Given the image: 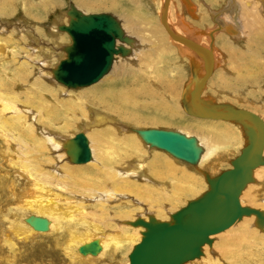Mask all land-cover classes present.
<instances>
[{"label":"bare ground","instance_id":"6f19581e","mask_svg":"<svg viewBox=\"0 0 264 264\" xmlns=\"http://www.w3.org/2000/svg\"><path fill=\"white\" fill-rule=\"evenodd\" d=\"M73 1V4L53 17L50 27H40L39 16L30 14L26 6L20 14L24 26L9 28L0 23V163L10 171L17 163L13 156L16 154V159L19 158L28 148L34 149L35 153L47 152L52 156L45 159L50 165L36 161V167L40 170L45 167L44 173L47 174L46 177H36V182H40L39 187L50 197L29 203L28 208L35 213L24 219L23 228L18 232L21 230L24 233L30 232L33 237H44L50 235L53 221L57 222L59 225L55 226L58 228V236L63 237L66 232L71 242L68 241L64 255L68 259L77 258L82 263L83 259L92 258L93 261L88 260L89 264L100 261V264H117L114 252L124 245L127 248L122 253L128 256L127 264L130 263L129 253L137 245L139 248L133 258L134 264H159L163 259L171 260L169 264H216L211 253L218 250L221 253L223 250L236 264H264V255L260 252L255 255L253 253L258 258L256 263L242 253L239 254L241 242L244 240L247 245L249 236L254 235L256 244L261 242L257 245L259 248L262 249L264 245V236L258 234L255 227L259 221L251 222L254 216L264 221V205L258 203L257 207L260 208L250 205L256 204L257 192L251 185L260 172L264 174V117L256 111L243 109L216 111L199 100V94L215 68L214 60L217 56L210 47L214 35L219 32L229 34L232 40L243 39V28L251 31L258 24L264 23L263 16L256 12L255 1L244 0L245 7L241 10L235 0H227L223 9L210 10L214 26L205 34L207 44L204 45L188 36L184 22L183 25L181 23L184 34L175 31L168 16L171 0H162L159 24L160 32L167 40L165 47L160 45L162 38L156 34L154 26L145 29L146 33L142 34L140 29H135L129 23V19L137 23L140 18L137 17V10L135 12L131 8L122 7V0ZM147 1L152 7L155 6L154 0ZM192 1L181 0L189 14L196 17L199 8ZM37 2L31 7V11L36 14L46 11L47 6L55 1ZM94 8L106 9L109 12L107 14L115 18L118 30L113 47L116 50L106 70L96 80L80 85L62 83L56 76L58 64L67 58V52L74 45L67 28L72 20H76V16L89 14ZM16 11L18 7L12 6L11 2H0V21L12 19L7 15H13ZM245 15L252 18L249 27L244 22ZM168 41L192 59L200 56L206 58L207 55L201 77L184 95L183 102L189 107L190 113L217 121L243 122L241 125L245 127L246 136L251 142L231 159L230 167L221 170L213 178L209 172L201 169V162L206 160L203 157H208L210 151L203 149L205 143L199 138L185 130L182 132L167 126L154 129L149 127L147 130L134 125H164L165 122L158 114L145 116L140 111L150 106L156 113L159 110L178 113L160 97L159 89L166 88L168 71L157 70L154 66L156 61L154 65L152 61L169 52ZM246 41V49L237 51L232 48L237 57H249L248 63H241L239 70L236 69L246 74L235 77L237 81L232 87L234 91L244 90L253 84L260 85V75L264 74V62L261 61L264 48H260L262 45L256 39L249 38ZM59 49L62 51L59 52ZM256 68L261 70L259 76L250 73ZM140 75L145 82L139 79ZM129 78H132V84ZM248 78L253 81L249 79L251 82H248ZM63 85L73 89L67 91ZM61 92H65L66 98L57 99ZM250 94L253 95V92ZM254 95L258 96L256 92ZM55 100L62 103L63 110L53 105ZM72 114L85 118L76 133L83 135L87 158L79 157L80 143L74 137L76 133L60 134L39 124L43 118L58 123ZM64 122L66 128L70 127V124ZM231 131L227 127L225 133L232 136ZM10 145L15 146L12 154L6 151ZM177 162H181L180 165ZM20 163L25 168V163ZM70 164L76 167H70ZM181 166L204 173L209 189H204L196 194L197 197L186 199L184 205L176 207L175 204L181 200L178 194L179 180L192 181L199 186L198 178L201 177ZM48 167L54 174L47 172ZM18 169L22 170L21 167ZM169 180L168 188L166 184ZM182 183V186L186 185ZM69 196L74 198L72 205L68 203L69 207L63 208L62 201ZM204 202L206 205L202 206ZM64 219L77 222L83 228L82 231L74 228L70 222L63 226ZM202 235L204 239L197 241L196 238ZM31 236L29 238L33 241ZM72 243L77 244V248ZM10 247L14 249L11 244ZM33 247L41 249L51 261L33 258L32 264H56L52 260L59 253L54 246L44 247L36 243ZM96 249L98 252L94 255ZM100 256V261H97Z\"/></svg>","mask_w":264,"mask_h":264},{"label":"rangeland","instance_id":"374dc122","mask_svg":"<svg viewBox=\"0 0 264 264\" xmlns=\"http://www.w3.org/2000/svg\"><path fill=\"white\" fill-rule=\"evenodd\" d=\"M2 1L4 2L9 1L11 2L12 6L18 7V11H16L15 14L12 13L13 15H7V16L12 17V19L0 21V23L4 27L10 26L9 28L13 26L14 28L22 27L25 25V22L21 21V18H20L22 9H24L25 6L26 8H28L30 14L39 16L40 27L45 28L47 26L50 27V24H52V22L54 21L53 17L59 14L60 10L66 9L67 7H69V4L74 3L73 0H54L55 1L54 3L49 4L47 6L48 8L46 9V11L43 10L42 12H39L36 14L35 12L31 11V7L33 3L35 4L38 3L37 2L38 0H27V1L20 0L23 3L20 2L19 0H0V2ZM154 1H155V6L153 5L152 7L150 2L147 0H122V2H124V4H122V7L131 8V11L133 10L135 12L137 10V17L140 18L139 21L137 23H132V21L129 19L128 20L129 23L132 24V26L135 29H140L142 31V34L146 33L145 31L147 30L145 29L151 28L152 26H154L153 28L156 30V34L162 38L160 45L163 44V46L165 47L167 46V40L165 39L164 35L160 32L161 27L159 24V19H160L159 13L161 10L162 0H154ZM235 1L241 10L243 7H245L244 0H243V3H242V0H235ZM253 1H255V3L257 4V5L255 4L256 12L262 15L263 20H264V0L263 1L253 0ZM192 3L199 8L198 10L199 13L197 12L198 17L197 16L194 17L190 15L187 8L184 7L185 5L181 2V0H171L170 8H169L170 11L168 14L169 22L174 27L175 31L180 34L185 32L183 31L184 30L183 26H181V23L184 22L185 27H187V30H188L186 32L188 33V36H190V38H195L199 44L202 43L206 45L207 40H206L205 34L208 33L207 31L209 30L210 27L214 26L213 24L214 21L212 18L213 15L210 14V10H216L220 8L223 9L222 7H224L227 4V0L226 1L225 0H193ZM222 3H224L223 6H220ZM8 12L11 13V11H8ZM94 12L109 13L106 9H100V8H94V10H92L90 13H94ZM120 15L124 17L122 13H120ZM250 19L252 20L251 17L245 15L244 22L245 24H247L246 26L248 27L250 26L249 24ZM263 27H264V23L258 24V26L254 27L253 30H251L252 33L251 31H249L248 28H246L248 32L243 28L241 32L244 38L238 39V40L230 39L229 34H226V33L218 34L219 33L218 32L217 34L214 35L210 43V47L212 50H214V52H216V56H217L215 57L216 61L214 60V66H213L215 68L212 70V73L209 75V78H207L205 87L202 89V91L199 94L200 102H203L204 105L210 106V108L216 111H224V110H230V109L232 110L233 109H243L249 112L256 111V113L263 115L264 117V113H263L264 112V92H263L264 91V74L260 75L261 76L260 85L256 86L253 84V86H250L244 90L234 91L232 89V87L235 85L237 81L238 76H240V74H243V73L246 74V72L243 71L242 73V71H238V70L240 68V65H242L241 63H245V62L248 63V58H249V57L247 58V57H239V56L237 57L236 51L235 52L232 51V48L236 49L237 51L243 48L246 49L247 46L245 47V42L247 43L246 40H249V38L258 40L260 44L262 45L260 46V48H264V29ZM168 46L170 47L168 50L169 51L168 53L159 55V57L158 56L155 57L152 61H153V65H154V62L156 61L154 66L157 70H160L163 72L165 70L168 71L167 77L169 79L166 80V85H165L166 88L161 87V89H159V92L161 95L160 97L162 98V100H164V103L170 104V106L176 109L178 113L170 114V112L168 111L163 112L160 110L159 112L156 113V111L153 110V107L150 106V108L148 109L146 108L140 111H142V113L145 116L158 114V117H160V119L165 122L164 125L155 126L150 123L148 125H142V126L138 124H134V125L138 126V128H141V129L143 127L144 129H147V130H149V127L151 129L161 128V127L165 128L166 126L170 128H177L178 130L182 132H184L185 130V132H188L189 134H192L196 136L197 138H199L201 142L203 141V144L205 143L203 145L204 147L203 149H205L206 151L208 149L210 151L209 153L210 157L208 156L209 158L207 157V155L206 157H203V159L204 160L206 159V160L201 162L202 163L200 165L201 169L204 172H207V173L209 172L208 174H210V177L213 178L214 176H218L221 170L230 167L231 159L233 160L235 158V156L238 154V151H240V149L243 146L246 145L243 148L245 149L251 142L248 140L249 138L246 136V132L244 130L245 127L242 126L244 124L243 122L242 123L240 121L228 122L224 120L217 121V120H212L210 117L201 118V117L194 116L190 113L189 107L183 102L184 97L187 94V90L191 86H193L192 84L197 82V80H199V77H201L202 75L201 72H202V69H204L203 65L206 61L207 55H206V58L204 56H200V57H195L194 59H192L188 57L187 55H185L183 52L181 53V51H179L176 48V46L173 45L172 42L168 41ZM250 47L252 49V45H250ZM60 51L62 50L59 49V52ZM263 58L261 60L262 62H264ZM238 63L239 65H237ZM167 64H168V67H167ZM257 69L258 68L253 69L254 71L250 73L254 72L255 74L253 75L257 74L256 76H259V74L261 73V70L258 69L259 70L258 72ZM129 79H130V83L132 84L131 82L132 78H129ZM139 79L140 80L143 79L141 75L139 76ZM249 79L250 78H248V82L251 80ZM141 81L145 82V80H141ZM63 88H65V90L67 91H71V89H73V88H66L65 86ZM251 91L253 92V95L250 94ZM254 92H256L258 96H255ZM66 96L67 95L65 94V92L64 93L61 92V94L60 93L58 94L57 99L59 98L63 99V98H66ZM58 103L59 102L55 100L53 102V105H56V106L58 105L57 108L59 107V110H63L64 106H62V103H59V104ZM47 104H48L47 106L49 107L50 102L48 101ZM35 109L39 110L38 108H35ZM83 117L84 116L82 115L80 116L79 114H75V115L72 114L68 116L67 118L65 117L64 119H62V121L58 123H54L52 121L49 122V120H47L48 118L47 119L43 118L41 119L39 124L40 125L42 124L43 126H46V128H48L49 130L58 132L60 134L72 135L73 133H76L80 130L82 119H85ZM63 122L66 124H70V127L66 128ZM231 124H233V126ZM227 127H230L233 130L231 131L232 133H230L232 136H229L226 134ZM224 136H226L227 138ZM223 141L228 144L223 143ZM14 147L15 146L10 145L9 149H6V151H8L9 154H12L15 152V150L13 149ZM210 149L212 150L214 149L213 150L214 152H212V150ZM15 155L13 157H15V160L17 161V163L14 166L15 168L12 167L10 171H8L6 167L0 163V264H32L31 261L33 258H37V259L40 258L46 262L51 261L50 259H47V256H45V253L41 249L37 247H33V245L36 243L44 247L54 246V248L57 249L59 256L55 258L54 260H52L56 264H84V263L89 264V261H93L92 258L86 259L85 261L83 259V263H82L77 258L72 257L71 259L70 258L68 259V257L64 255V250L67 247V244H69L68 235L65 232V234H63V237L58 236L59 235L57 233L58 228L56 229V226H55V225H59L57 222L53 221V226L51 228L52 231L49 233L50 235L47 234V236H44V237H39V238L33 237L31 236L30 232L24 233L21 230L18 232L19 229L23 228L22 224L24 222V219L28 217L30 214L35 213L32 209L28 208L29 203L34 202L38 199H46L50 197L44 193L45 190L39 187L40 182L39 183L36 182L37 181L36 177H46L47 175L44 173L45 167H43L44 170L43 169L40 170L39 168L36 167L38 166L36 165V161L40 163L44 162V164L50 165L48 164V161L46 162L45 159L52 158V156H50L47 152L35 153L34 149L32 148H28L25 154L19 155L20 157L17 159L16 157L18 155L16 156ZM20 161H23L25 163V168L21 166ZM212 162H214V164ZM180 163L181 162H177V165H180ZM182 164L184 165V163ZM69 166L74 167V168L76 167L71 164ZM210 166H212L213 168ZM19 167H21L22 170L18 169ZM184 167L185 166H181L180 168L186 171L189 169L188 171L190 173H193L197 175L198 177L199 175H201L202 178L197 177L199 179V186H197V184H194V182L192 181L188 182V180H184V179L179 180V186H180L179 191L180 192H178V194L181 197V200L180 202L175 204L176 207H180V205L181 206L184 205L186 202V199H190V198L192 199L194 196H196V194L202 191H205L204 189H207V190L209 189L208 184H206L207 181L204 180L205 179L204 173H201V171L199 172L192 171L191 168H188L187 166L186 168ZM46 170H48L47 172L50 175L52 173L54 174V172L51 169H49V167ZM23 172H26V173L24 174ZM263 172H264V169H263ZM263 175L264 174L260 172V174H258L257 178L254 180L255 183L253 182V184L251 185L253 186L254 191H257L255 194L256 204L254 206L253 204H250L253 208H260V207H257L258 203L260 205L262 204L264 205V179H263L264 177L262 178V180L260 179V177H262ZM27 176L31 178L27 179ZM167 182L169 184L167 183L166 186L169 188L170 180ZM182 182H184V184L186 185L182 186L183 185ZM65 185L66 186L69 185V187H71L69 183H65ZM185 186H187L188 188L187 187L185 188ZM184 189L186 190L191 189V190H189L190 192H187L185 190L186 191L185 192ZM181 194H183L184 196ZM176 195L177 194H174V196ZM73 200H74L73 196L67 197V200L64 197L62 201L63 205L61 203L62 207L64 208L65 206L68 208L69 206L72 205L71 201ZM250 203H252V201H250ZM64 220H65V223L62 222L63 226H65L66 224L70 222V224L74 225V228H77L78 230L82 231L83 228H81L80 224H78L77 222H74V221L72 222L68 219L67 220L64 219ZM256 220L259 221V223H257V226H255L256 230L259 231V232L257 231V233L264 236V221L262 220L260 221L256 216H254L251 222L256 221ZM74 228H71V229H74ZM24 234L26 235V239L24 238L25 237ZM30 236L34 239L33 241H31V239L29 238ZM254 238H255L254 235L249 236V238L247 239L248 242H246L247 245L244 243L245 242L244 240L241 242L242 245L240 246L239 254L242 253L241 255L249 257L250 259H252V262L256 263V261H258V258H257V255L253 256V253L255 255V253L260 252V254L264 255V245L262 249L259 248L257 245L261 244V242L258 241L256 244ZM10 244L12 245V247H14L13 250L10 247ZM72 244H73L72 246H75V248H77L78 246L77 244L75 243H72ZM127 246H130V245H127ZM80 248L78 250L79 253H80ZM125 248L127 247H125L124 245V246H120L118 249L115 250L114 255L117 256V259H118V261H116L117 264H127L128 256L127 254L122 253V251H124ZM129 248H131V246ZM61 250L63 252L62 255H61ZM99 250H101V247ZM219 251L220 250H218V252L215 251V253H211L212 254L211 256L215 257L214 260L216 264H219L220 262H223L220 264H236L232 262V259L228 258L227 255H225L226 253L223 250H222V253ZM97 252H98V249H96V252H94V255ZM75 253H77V250H75ZM89 254L92 255L93 253L89 252ZM100 259H101V256L100 258L97 259V261H100ZM100 262H94V263L90 262V263L100 264ZM249 264H252V263H249Z\"/></svg>","mask_w":264,"mask_h":264},{"label":"water","instance_id":"95a60500","mask_svg":"<svg viewBox=\"0 0 264 264\" xmlns=\"http://www.w3.org/2000/svg\"><path fill=\"white\" fill-rule=\"evenodd\" d=\"M67 29L74 45L67 52V58L59 61L57 78L68 85H80L96 80L106 70L111 55L116 50L113 47L114 36L118 30L115 18L105 12L80 14L76 16V20L70 22ZM74 137L80 143L79 157L87 158L88 151L82 133H76ZM205 205L204 202L202 206ZM42 225L41 223V227ZM201 239H204V235L196 238L197 241ZM137 246L129 253V264L135 263L133 258L138 251ZM169 263L171 260L163 259L159 264Z\"/></svg>","mask_w":264,"mask_h":264}]
</instances>
